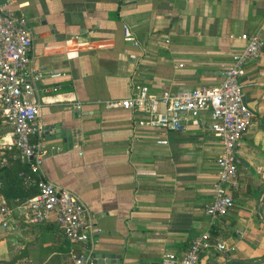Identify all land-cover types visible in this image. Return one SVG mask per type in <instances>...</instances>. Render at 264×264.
<instances>
[{
    "label": "crops",
    "instance_id": "crops-1",
    "mask_svg": "<svg viewBox=\"0 0 264 264\" xmlns=\"http://www.w3.org/2000/svg\"><path fill=\"white\" fill-rule=\"evenodd\" d=\"M7 2L27 20L31 63L42 73L33 98L43 175L86 206L92 257L160 264L163 253L182 255L207 231L225 250L201 251L198 264H264V47L240 78L253 118L234 147L238 184L220 217L204 212L221 152L206 123L161 131L139 125L142 113L102 104L126 98L133 84L153 96L217 85L245 45L242 34L264 40V0ZM123 25L136 45L123 39ZM10 140L0 113V154ZM10 214L0 224V264H69L72 244L52 222L26 224L18 209Z\"/></svg>",
    "mask_w": 264,
    "mask_h": 264
},
{
    "label": "built area",
    "instance_id": "built-area-1",
    "mask_svg": "<svg viewBox=\"0 0 264 264\" xmlns=\"http://www.w3.org/2000/svg\"><path fill=\"white\" fill-rule=\"evenodd\" d=\"M123 39L136 45L129 28L122 26ZM244 47L233 53L231 62L221 72L217 85H200L186 90H162L150 95L147 87L133 84L126 98L105 100V108H122L144 114L139 125L161 131H180L186 125L207 124L217 137L221 152L215 159L216 175L210 186L211 199L204 212L211 218L224 215L232 206L230 188L238 184L234 147L246 130L253 113L242 101L240 78L245 65L254 61L264 47L257 34H242ZM32 35L27 20L0 0V113L11 131L10 144L18 157L27 164L29 174L22 182L36 187L37 193L20 204L17 209L26 224L39 225L52 222L62 236L72 244L69 264H92L91 231L87 222L86 206L66 189L59 188L44 178L42 161L45 151L41 144L42 126L38 121L39 103L33 98L36 84L42 77L31 63ZM163 107L162 111L158 106ZM79 108L80 104L73 105ZM207 115V122H204ZM164 139L156 140L163 144ZM4 159H1V163ZM10 209L0 204V224L6 226L5 217ZM214 248L225 250L222 241H212L207 231L193 237L182 255L166 252L160 264H198L201 251Z\"/></svg>",
    "mask_w": 264,
    "mask_h": 264
},
{
    "label": "trees",
    "instance_id": "trees-1",
    "mask_svg": "<svg viewBox=\"0 0 264 264\" xmlns=\"http://www.w3.org/2000/svg\"><path fill=\"white\" fill-rule=\"evenodd\" d=\"M2 158L3 163H1ZM28 174L27 164L18 157L14 146L10 145L2 151L0 154V194L5 204L14 213H17V207L20 204L37 193L36 187L22 182L23 177ZM51 225L56 227L55 224ZM58 232L60 233L59 230ZM60 235L62 236L61 233ZM62 243L68 245L64 237Z\"/></svg>",
    "mask_w": 264,
    "mask_h": 264
},
{
    "label": "water",
    "instance_id": "water-1",
    "mask_svg": "<svg viewBox=\"0 0 264 264\" xmlns=\"http://www.w3.org/2000/svg\"><path fill=\"white\" fill-rule=\"evenodd\" d=\"M243 101V99H242ZM93 264H117L118 261H116V259H118L117 255H111L108 253H95L93 254Z\"/></svg>",
    "mask_w": 264,
    "mask_h": 264
}]
</instances>
